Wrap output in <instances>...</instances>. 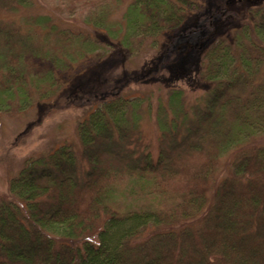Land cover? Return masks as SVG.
Instances as JSON below:
<instances>
[{
    "label": "trees",
    "instance_id": "1",
    "mask_svg": "<svg viewBox=\"0 0 264 264\" xmlns=\"http://www.w3.org/2000/svg\"><path fill=\"white\" fill-rule=\"evenodd\" d=\"M44 1L63 16L0 0V120L58 97V69L105 41L155 47L177 30L176 53L140 66L144 92L94 96L77 138L10 177L0 264H264V0L208 16L202 0ZM193 54L208 87L162 89Z\"/></svg>",
    "mask_w": 264,
    "mask_h": 264
},
{
    "label": "rangeland",
    "instance_id": "2",
    "mask_svg": "<svg viewBox=\"0 0 264 264\" xmlns=\"http://www.w3.org/2000/svg\"><path fill=\"white\" fill-rule=\"evenodd\" d=\"M226 1L202 0L206 8L204 16H208L206 11H216ZM32 12H48L55 18L63 16L57 6H52L44 0H36V7ZM192 21L190 18L186 21L183 27L187 29L184 32L191 33ZM70 24L76 25L71 21ZM176 32L177 30L166 33L156 43V48L147 43H143L142 46L137 43L123 46L118 41H105L104 50L90 55L83 62L58 69V74L64 83V89L58 97L36 102L22 113L3 114L0 120V195L8 192L10 177L18 173L28 157L47 152L67 139L77 138V122L90 110L89 103L94 96L107 89L118 88L128 90L135 95L144 92V89L136 84L140 82L132 78H135L140 66L145 61H149V58L157 59L158 56L167 53L172 54L169 57H175L176 48L172 43L177 36ZM196 56L193 54L187 60L188 65L181 69L182 75L170 76L169 83H162V89H169L173 85L181 86L190 99L202 93L208 84L196 80L192 73ZM37 61L40 66L47 68L52 66L48 61L40 59ZM161 74L162 72L158 73V76L152 80H163ZM154 85L155 83L152 87ZM150 89L152 88L149 87L147 90ZM159 90L161 89L155 88L156 95L159 94ZM52 106L57 110L50 111ZM151 128L154 129L153 124Z\"/></svg>",
    "mask_w": 264,
    "mask_h": 264
}]
</instances>
